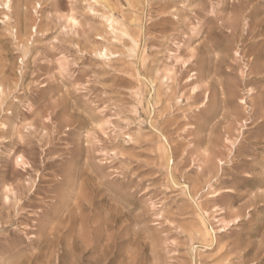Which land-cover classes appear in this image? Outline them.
<instances>
[{"label":"rangeland","instance_id":"1","mask_svg":"<svg viewBox=\"0 0 264 264\" xmlns=\"http://www.w3.org/2000/svg\"><path fill=\"white\" fill-rule=\"evenodd\" d=\"M0 264H264V0H0Z\"/></svg>","mask_w":264,"mask_h":264},{"label":"bare ground","instance_id":"2","mask_svg":"<svg viewBox=\"0 0 264 264\" xmlns=\"http://www.w3.org/2000/svg\"><path fill=\"white\" fill-rule=\"evenodd\" d=\"M22 156H18V157H16V159H15V163L17 164V165H19V164H21L22 163Z\"/></svg>","mask_w":264,"mask_h":264}]
</instances>
